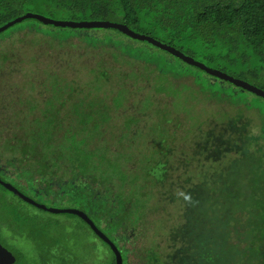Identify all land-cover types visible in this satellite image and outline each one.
I'll return each mask as SVG.
<instances>
[{"label": "trees", "instance_id": "1", "mask_svg": "<svg viewBox=\"0 0 264 264\" xmlns=\"http://www.w3.org/2000/svg\"><path fill=\"white\" fill-rule=\"evenodd\" d=\"M27 11L38 12L52 18L61 16L69 20H113L123 22L133 30L170 44L197 60L202 62L206 60L205 64H211L235 78L243 80L247 77L256 79L259 83L255 86L264 90V0H0V25ZM29 20L33 23L20 26ZM44 24L46 23L35 18H27L0 33V37L3 35H5L4 37L12 36L17 33V30L22 29L30 30V32L33 29L38 34L49 35V33L43 32L42 25L44 27ZM68 28L76 30L95 29ZM92 34V40H90V37L84 39L81 36V38L87 44H102L103 47L104 44L114 45L108 57L105 58L99 55L98 59L95 60L97 63L91 66L86 65V68L92 74L98 73L108 81L111 84L110 87L107 90H101L99 85L95 91L93 89L85 94L83 90L78 89L77 92L82 93L84 96L71 99L70 97L76 93V88L70 81L65 79V76H69V74L62 75L59 72L62 79L59 83L53 82L56 87L53 84L51 85L46 77L44 80H40L39 85L38 83L31 85L32 91L33 88L36 89L40 85L45 88L43 91L45 104L42 105L35 100L34 108L30 111L34 114L38 108L37 106L42 107L38 108L42 115L33 118L35 124L29 123L31 121L27 119L20 122L22 116L20 115L22 112L20 110L21 98L17 100L15 95L12 94L13 89L8 88L11 87V84L8 83L7 77L12 76L13 72H20L23 69L18 66L22 60L18 59L15 53H10L11 49L8 53L0 56V107L6 108V114L0 116V124L5 122V117H10L16 131L7 136H14L15 141H17V144L12 145V147L17 146L20 151V160L27 158V136H37L41 139L40 142H32L31 146L34 148H37L39 144H52L53 137L56 136H81L82 132L91 127L95 128L92 136L97 134L104 136L101 130L102 128L105 130L106 123H99V120H104L103 110H108L112 114L119 112L120 118L127 119L116 124V127L118 125L122 127L119 131L110 126L112 123H108L109 126L105 132L110 133L111 136H119L117 137L118 141L115 143L112 140H107L108 153L103 152L94 155L91 150L92 147L88 148L82 142H74L72 147H68L73 154L71 157L67 156V158L60 159V170L57 172H63L66 169V174L64 173L65 175L61 179V181L63 180L62 184L66 185V188H69L70 185L76 187L80 183L85 184L84 189H86L87 194L93 195L95 204L98 202H111L115 207L119 204L112 214L108 213L109 209L107 207H100L102 214H106V217H103L106 223L111 220L114 225L119 227L122 222L137 224L141 218L146 216L150 218L149 223L153 225V231L152 241L147 252L153 256L159 255L158 259L162 260L161 264H232L233 258L241 252L247 255L249 260H252V264H264V151L259 154L258 159L253 161L255 166L254 176H245L242 178L245 181H242L237 176L230 175V171L225 173L227 177H224L226 179L224 185H213V190L216 191L215 200H209L208 195L210 192L205 191L206 196H204V201L201 203L196 200L197 192L201 188L190 182V173L195 170L194 166H201L199 161L197 162V158L205 161L211 159L215 163L220 154L228 152L229 149L220 147L222 136H229L228 139L232 141L231 147H233V142L236 143L237 137L242 136L240 129L236 127L235 120L227 123L226 121L209 122L223 124L222 128L213 127L212 129L207 128L209 123L205 126L206 120H202L193 132H191L192 129L189 126L184 124L185 122H179L172 128L165 126L156 134L153 127L148 128L152 125V122H155L152 111L141 106L142 102L146 101L150 102L151 106L155 108V105H157V102L154 101L155 95L149 93L140 101L139 105L130 101L134 92L132 86L136 90H146L148 88L155 94L165 93L171 96L173 102L178 97L183 98L185 95L191 101H194L197 98L196 93L205 94L207 99H218L221 102L229 101L230 97L224 95L226 93L228 96H233V93L228 90L229 87L243 88L188 64L163 49L159 48L161 51L168 53L169 56L155 51L154 49L158 48L156 46L152 45L153 48L139 47L128 40L117 39L113 36H99L93 31ZM73 36L76 35H70L68 39L73 38ZM55 39L59 41L60 38L55 37ZM47 41H49V38H47ZM74 53L78 55L79 52H71L69 56ZM111 55L113 58H111ZM119 58L122 60H119ZM131 59L139 61V68L131 67V69H127L122 67L124 62L129 63ZM5 61L10 68H7V64L3 63ZM49 67L48 65L47 69H52ZM189 67L198 69L201 73ZM42 70L46 71V68ZM54 73L58 75L57 71L52 74ZM23 75L25 76L24 73ZM141 77L145 78L143 84L142 80L139 82ZM22 81L27 82L26 79ZM194 85H199L198 90ZM32 91L26 92V96L34 95ZM100 99L102 100L100 101L101 104H98L96 100ZM53 101H56L57 104ZM235 101L230 100L231 103H236ZM17 102L19 103L18 106H16ZM67 103H71V107L63 111L62 108ZM179 103H182V101L175 102V104ZM237 103H242V100H238ZM147 116L148 118H146ZM176 118L178 117L173 116V119ZM210 119H213V117H210ZM195 121L192 119V122ZM28 124L33 126H28ZM138 128L144 136L131 135ZM167 128L172 129V132L164 134ZM180 128L183 131L182 133L178 132ZM186 128L190 130L188 134H185ZM1 130L2 128H0ZM230 131L232 132L228 134ZM170 133L171 135H169ZM167 135L173 136L172 141L176 140V136H184L183 138L188 142L186 145L184 141V145L188 148L187 152L170 154L176 152L177 146L167 143L163 147V152L152 154L149 145H157L160 142L158 138ZM254 136H260L258 138L264 136V129H261L259 133H255ZM112 142L117 146V150L111 148ZM52 148L51 146L50 149ZM65 148L67 149V147ZM214 149L219 150L215 151ZM132 151H134V155L129 160L128 154ZM53 152L55 161H58L56 158L58 152L56 150ZM135 154H137L136 159ZM30 155L29 158H33L30 159V162L38 165V167L33 166V174L44 177L43 170L49 165L48 162L50 161L49 153H30ZM37 158H40V160L37 161ZM126 162H135V168L130 171L125 169L124 164ZM181 162L187 164L184 171L189 174L186 176L181 174L179 177H175L177 179L184 177L176 182L174 176L173 178L171 176L169 167L174 166L177 168V165L181 166ZM122 166L124 171L121 170ZM102 168L104 170H101ZM143 171L146 173H143ZM224 171L226 172V170ZM60 177L50 175V179H47L45 183L49 187H55L58 184L57 179ZM89 180L93 183L99 182L102 185L107 183V186L111 188V192L108 195H102L105 186L96 188L91 185L92 183ZM115 180L121 186L116 183L117 186L114 187ZM186 183L190 185V187L188 186L189 189L179 192L180 189L185 188ZM231 183H238L240 186L236 194H234V189L233 193L228 196V201L233 200L236 196L244 195V190H250L249 193L252 195L254 202L250 208L244 209L246 212L249 211L246 223L238 220L235 215L240 207L232 206L233 215L231 214L228 217L229 219L237 218L234 229L221 224L222 231L217 232L216 237H213L214 227L219 223L213 221V214L219 213L218 209L220 207L217 196L222 198L225 195L227 185ZM169 185L171 187L177 186L173 190L178 192L179 199L184 197L187 192L193 193L191 194L190 203H187L186 210L189 212L181 214L182 217L180 216L178 220L170 217L172 213L170 205L162 203L170 194ZM211 185L208 186L212 187ZM1 187L6 192H10L4 186L1 185ZM122 190H126V193ZM10 193L18 197L20 201L30 204L15 193ZM171 194L173 195L172 191ZM170 200L177 201L176 199ZM237 201L239 202L240 199ZM13 206L9 199L6 200L0 194V233L3 232L4 227L9 229L8 231H14V233H19L18 231L22 230L21 221L25 216L24 212L20 208H16L17 217L10 219L9 209ZM139 206L144 207V210H141L142 213H139ZM125 212L132 213L123 220L121 215ZM255 218H258V220L253 221ZM220 234H224L226 237V249L217 242ZM12 235L15 236L13 233ZM241 235L245 236L244 239H241ZM114 239L112 240L118 243L117 239ZM2 240L5 239L0 238V241ZM242 240H248V242L241 244ZM203 241L210 244L209 249L202 253H195L194 248ZM102 242L106 244L104 241ZM240 246L242 248L238 249ZM5 247L7 246L5 245ZM118 247L123 256V264H127L126 249L119 244ZM261 248H263L262 251ZM8 249L13 251L10 248ZM110 251L114 256L113 264H115V255L111 249ZM24 252L20 248L17 252H14L16 259L13 264H28L25 261ZM35 253L36 256L41 257V263L46 264L44 254L38 250ZM49 260V264L59 263L54 253L51 254Z\"/></svg>", "mask_w": 264, "mask_h": 264}, {"label": "rangeland", "instance_id": "2", "mask_svg": "<svg viewBox=\"0 0 264 264\" xmlns=\"http://www.w3.org/2000/svg\"><path fill=\"white\" fill-rule=\"evenodd\" d=\"M56 18L66 19L62 18L61 16H58ZM31 23H33L31 20L25 21L20 26H27ZM42 28L43 32L49 33V35L38 34L34 32L33 29L31 30V32L30 30L22 29L17 30V33L12 36L10 35L4 37L5 35H3L2 37H0V56L5 53H8L11 49L10 53H15L16 57L22 60L18 66L23 68L20 72H23L25 76L23 75V73L20 72H13L12 76H6L8 83L11 84V87L8 88L13 89L12 94L15 95L17 100L21 98L22 101V103H20V110L22 111L20 113V115H22L20 117V122L27 119L28 121H31L29 123L35 124L33 118L40 117L42 115V112L38 109L41 106H37L38 108L35 110L36 113L34 114L30 111L34 108L35 100L36 102H39L42 105L45 104V99H43V91L45 90V88L40 85V87H37L36 89L33 88L32 91L31 85L35 83H38L39 85L41 83L40 80H44L46 77L52 85L53 82L59 83L61 81L62 76H59V72L60 74L62 73V75L69 74V76H65V79L71 82V84L76 88L75 92L78 93L77 95H75L76 93H74L73 96L70 97L71 99H76L83 95L82 93L77 92L78 89L83 90L85 94L86 92H91L93 89L95 91L97 89L96 87L99 85L101 90H107L110 87L111 84L104 78H102L98 73L92 74L90 70L86 68V65L91 66L97 63L95 62V60L98 59L99 55H102L105 58L108 57L109 52H111L114 46L112 44H104L105 46L103 47L102 44L93 45L85 43L84 39H88L90 37V40H92V31L96 32L99 36H113L117 39L128 40L132 42V44L138 45L139 47L153 48V46L146 41L132 39L129 36L123 34L122 32L111 28L76 30L68 27L52 26L49 24H44V27L42 25ZM70 35L76 36H73V38L68 39V36ZM81 36L84 39L81 38ZM55 37L60 38L59 41L56 40ZM47 38H49V41H47ZM62 45H64L65 47ZM157 49L159 48H156L154 50L160 53H164L167 56H169L170 54L166 53L163 50L161 51L160 49ZM75 51L79 52L77 53L78 55L74 53L69 56V53H73ZM123 55L125 56V54ZM111 58H113L112 55ZM119 60L122 59L119 58ZM203 61L205 63L206 60ZM3 63L7 64V68H10L6 61ZM139 64L140 63L138 60L136 61V59H131L129 63L124 62L122 64V67L127 69H131V67L139 68ZM48 65L50 66L49 68L52 69H47ZM207 65L215 68L211 64ZM43 68H46V71H43ZM189 68L201 73L198 69H194L192 67ZM5 71H7V69H5ZM56 71L58 72V75L55 73L52 74ZM24 79H26V83L25 81H22ZM143 79L145 78L141 77L139 79V82H141L142 80V84L145 83V80ZM244 80L249 81L253 85L259 83L258 80L251 79L248 77ZM53 85L56 87L55 84ZM198 86L199 85H194L197 90ZM131 88L134 89V92L132 93L130 101L136 102V105H139L140 101H142L143 98L149 93L155 95L154 101L157 102L155 108L151 106L150 102L146 101H143V104L141 106H143L145 109H149L152 111L154 115L153 120H155V122H152V125L148 126V128L150 129L153 127L156 134L159 132L160 129L165 128V126L172 128L175 127L176 123L179 122H185L184 124L189 126V128L192 129L191 132H193L196 129V126L202 120H206L205 126L209 122L226 121L227 123L231 120H235L236 127L237 129H240L242 136L237 137L236 143L233 142L234 149L233 147H231L232 141L228 139L229 136H222V139L220 140L222 145H220V147L229 149L228 152L226 151L220 154L218 160H216L215 163L212 162L211 159H209V161H205L197 158V162L199 161L201 166H194L195 170L190 173L191 175L189 177L191 183H194L200 186L199 188H201V190L197 192L196 200L202 203L204 201V196H206V192H210L208 198L209 200L214 201L216 191L213 190V185H224L226 181L224 177H227L225 173L229 171L230 175L237 176L242 181H245V179H242L245 176H254L255 166L253 161L254 159H258L259 154L264 151V136H261V138H258L260 136H254L255 133H259L261 129H264V99H261L260 97L246 90L231 86L228 90L233 93V96H228V94L226 93L224 94L227 97H230L229 101L227 100L221 102L218 99H216L217 101L214 99H207L205 94L196 93L197 98L194 101H191L185 95L183 96V98L178 97V99L173 102L171 96L165 93L155 94L148 90V88L146 90H136L133 86ZM28 91H32L34 95L31 94L29 96H26V92L28 93ZM231 99L234 101L236 100V103H231ZM179 100H181L182 103L175 104V102H178ZM238 100H242V103L238 104ZM100 101L102 100H96L98 104H101ZM53 102L56 103V101ZM18 105L19 103L17 102L16 106ZM70 107L71 103H67L62 108V110L65 111L67 110V108ZM103 113L104 120H99V123H106L105 130L108 129V123H112L110 126L114 129L116 128L117 131H119V129L122 127H120L121 125H118L116 127V124L119 123V121L121 120L127 119L124 117L120 118L119 112L112 114L108 110H103ZM5 114L6 108L0 107V116H4ZM173 116H177L178 118L173 119ZM210 117H213V119H210ZM146 118H148V116ZM192 119L196 121L192 122ZM32 124H28V126H33ZM222 125L223 124L220 123H209L207 128H222ZM0 128H2V130L0 131V177L2 179L6 180L7 182L22 190L28 196L36 199L37 201L47 206L59 208L73 207L85 211L90 216V218L111 239H117V245L119 244L124 249H126L127 264H161L162 260L158 259L159 255L153 256L151 254H148L147 252L149 244L152 241L153 231V225L149 223L150 218H148L147 216L141 218L139 223L137 224L122 222L119 227H117V225H114L109 218L108 219L110 221L106 223V220L103 218L106 214H102V210H100V207H107L109 209L108 213L112 214L113 211L118 208L119 204L117 205V207H115L114 204L111 202H98L95 204L93 200V195L91 196L85 191V184L80 183L76 187L70 185L69 188H66V185L62 184L63 180L61 181V179L66 174V169L63 170V172L57 173L60 170V159L67 158V156H72L73 152L70 151L68 147H72V144L74 142H82L86 147H92L91 150L93 154L98 155L102 154L103 152L109 151L108 146L106 145L108 139L112 140L115 143L118 141L117 137L119 136H111L110 133H106L105 130L102 128L101 132L104 133V136H100L99 134H97L96 136H98V138H96V136H92L95 128L91 127L82 132L81 136H56L53 137L52 144H39L37 148L31 146L32 142H40L41 139L37 136H27V158H23L22 160H20V151L18 150L17 146L12 147V145L17 144V141H15L14 136H7L12 135L13 132L16 131V129L12 125L10 117H5V122L0 124ZM100 128L101 127L99 126V129ZM189 128H186L185 134L189 133ZM178 130L179 133L183 132L181 128ZM169 132H172V129L167 128L164 134H168ZM231 132L232 131H230L228 134H230ZM131 135L144 136V134L139 128L136 132L133 131ZM169 135H171V133ZM183 137L184 136L180 135L176 136V140L172 141V139H174L173 136H161L159 137L160 139L158 138L160 142L157 140L159 142L157 145H149V150L152 154L154 152H163V147L166 146L167 143H169L170 145L177 146L176 152H171L170 154L178 152L186 153L188 148H186L187 146L184 145V141L186 145L188 144V142ZM113 142L111 144V148L113 150H117V146ZM51 146L53 147L52 149H50ZM65 147H67V149ZM61 148L62 151L60 150ZM54 150L58 152V156L56 157L58 161H55V157L53 156ZM44 152L49 153L50 161L48 162L49 165L43 170L44 177H42V175L39 177L38 175L33 174L32 172L33 166L38 167V165L32 164L30 162V159L33 158L29 157L31 156L30 153L37 154ZM133 152L134 151H132V153L129 152V160L134 155ZM136 158L137 154H135V159ZM10 160L12 161L10 162ZM39 160L40 158H37V161ZM176 162L178 163L177 160ZM186 165L184 164V162H181V166L177 165V168H175L174 166H170L169 171L172 174V178L173 176L174 178L179 177L181 174H183L184 176L188 175L189 173L187 171H184L187 167ZM124 166L125 169L130 171L132 168H135L136 163L126 162ZM224 166L228 167L225 168ZM101 170H104V168H102ZM121 170L124 171L123 166ZM224 170H226V172ZM161 171L163 170L161 169ZM183 171L187 174H185ZM143 173L146 172L143 171ZM50 175L61 176L57 179L58 184H56L55 187H49L45 183L47 179H50ZM181 178L184 177H180V179ZM180 179L175 178V181L178 182ZM89 181L90 183H92L91 185L95 186L96 188H101L105 186V188H103L102 195L105 196L111 192V188L107 186V183L106 185H102L99 184V182L93 183L91 180ZM210 182L212 185L210 184ZM116 183L121 186L120 183L115 180L113 184L114 187L117 186ZM238 183L240 184L239 181ZM238 183H231L227 185L225 189V195H223L222 198H219L217 196V202L219 203L220 207L218 209L219 213L213 214V221L219 223L217 226L214 227L215 231H213V237H216L217 232L222 231L221 224L234 229V225L236 224L237 218L238 220H241L245 223L247 221L249 211L246 212L244 211V209L246 210L247 208H250V206H252V203L254 202L252 195L249 193L250 190H244L245 194L240 197L236 196L235 198H233V200H227L228 196L233 193L234 189V194L237 193V189L240 186L238 185ZM208 185H211L212 187H209ZM188 186L190 187V185L186 183L185 188L183 190L180 189L179 192H183L184 190L187 191ZM175 187L177 186L171 187V185H169L170 194L162 203H168L170 205V208L172 210L170 217H173V219L178 220L181 214L189 212L188 210H186L187 203H190L192 197L191 194L193 193L187 192L184 194V197H181L179 199V196L177 195L178 192L173 190V188ZM122 191L126 193V190ZM171 191L173 192V195L171 194ZM10 192H6V190L0 185V194L3 195L6 200L9 199L14 205L12 208L9 209L10 219H14L17 217L15 211L16 208H20L21 210H23L25 215L21 221L23 227L21 228V231H18L19 233H14V231H8L9 229L4 227L3 232L0 233V238L5 239L6 241L2 240L0 241V243H4L8 248L12 249L13 252H17L19 248L23 249V251H25L24 258L26 259L25 261H27L28 264H42L41 257L38 255L36 256L35 252L37 250L44 254V261L46 264H49V258L52 253H54V255L56 254L57 259L59 260V263L57 264L114 263V256L110 251V248L94 234L90 226L79 216L70 213H53L40 209L31 204H26L20 201L18 197H16ZM170 199H176L177 201L174 200L173 202ZM238 199H240L239 202L237 201ZM232 206L240 207L241 211L237 210L235 212L237 218L234 217L229 219L228 216H231L232 214ZM113 207L114 209L112 210ZM138 210H140L139 213H142L141 210H144V207L139 206ZM131 213L132 212H125L124 214H122L121 216L123 217V220H125L127 216H130ZM256 220H258V218H255L253 221ZM12 233L15 236H13ZM244 237V235H241V239H244ZM225 241V235L220 234L219 238L217 239V242L223 248L226 249L227 246L225 244ZM246 241L248 242V240H242L241 244L245 243ZM209 246L210 244L208 242L203 241L201 244H198L194 248L195 253H202L208 250ZM241 248L242 246L238 247V249ZM260 250L262 251L263 248H261ZM232 262V264H252V260H249L247 255L243 254L242 252L237 254L233 258Z\"/></svg>", "mask_w": 264, "mask_h": 264}, {"label": "water", "instance_id": "3", "mask_svg": "<svg viewBox=\"0 0 264 264\" xmlns=\"http://www.w3.org/2000/svg\"><path fill=\"white\" fill-rule=\"evenodd\" d=\"M27 18H35L43 23L54 25V26H67V27H79V28H113L116 30L121 31L125 35L129 36L130 38L144 40L149 42L151 45L156 46L160 49L165 50L166 52L170 53L171 55L182 59L184 62L196 66L204 70L205 72L216 76L218 78L227 80L233 83L236 86H239L249 92L256 94L262 98H264V90L259 88L243 79L235 78L234 76L221 71L220 69L213 68L205 64L204 62L197 60L193 56L184 53L180 49L167 44L157 38L151 37L147 34H143L137 32L130 28L126 23L113 21V20H69V19H56L46 15H43L38 12L27 11L21 15L15 16L12 19L8 20L4 24L0 25V33L4 32L11 26L22 22ZM0 184L4 186L7 190L15 193L17 196L22 198L23 200L27 201L28 203L49 211L53 213H70L79 216L83 219L90 228L94 231V233L104 241L108 247L113 251L115 255V264H123V256L118 247V245L90 218V216L83 210L73 207H66V208H59V207H51L47 206L36 199L28 196L22 190L17 188L16 186L12 185L11 183L7 182L6 180L0 177ZM15 262V254L10 251L7 247L0 243V264H13Z\"/></svg>", "mask_w": 264, "mask_h": 264}, {"label": "flooded vegetation", "instance_id": "4", "mask_svg": "<svg viewBox=\"0 0 264 264\" xmlns=\"http://www.w3.org/2000/svg\"><path fill=\"white\" fill-rule=\"evenodd\" d=\"M13 252V251H12ZM14 253V252H13ZM15 254V253H14ZM15 259H16V256H15Z\"/></svg>", "mask_w": 264, "mask_h": 264}]
</instances>
